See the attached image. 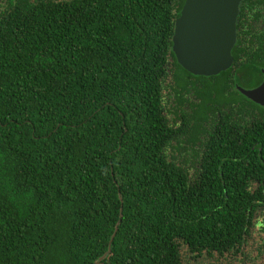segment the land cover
<instances>
[{"label": "trees", "instance_id": "1", "mask_svg": "<svg viewBox=\"0 0 264 264\" xmlns=\"http://www.w3.org/2000/svg\"><path fill=\"white\" fill-rule=\"evenodd\" d=\"M183 3L0 0V264H264V0L209 77Z\"/></svg>", "mask_w": 264, "mask_h": 264}, {"label": "water", "instance_id": "2", "mask_svg": "<svg viewBox=\"0 0 264 264\" xmlns=\"http://www.w3.org/2000/svg\"><path fill=\"white\" fill-rule=\"evenodd\" d=\"M241 0H185L175 19L172 51L178 64L196 76H215L233 63L236 18ZM263 80L253 89L237 86L241 94L264 107ZM115 233L111 237V241Z\"/></svg>", "mask_w": 264, "mask_h": 264}, {"label": "flooded vegetation", "instance_id": "3", "mask_svg": "<svg viewBox=\"0 0 264 264\" xmlns=\"http://www.w3.org/2000/svg\"><path fill=\"white\" fill-rule=\"evenodd\" d=\"M243 0H241L240 4H239V8L241 7V3H242ZM185 2V0H184ZM184 4V3H183ZM183 6V5H182ZM248 9V8H247ZM255 10V9H254ZM254 10H246L245 13H244V16H242V18L239 20L238 17H239V11H238V15H237V18H236V24H235V27H236V41H237V33H238V25L240 24V21H243L245 25H250V27H254L256 26V21L252 20L253 16H254ZM181 11V10H180ZM244 25V26H245ZM236 43V42H235ZM235 46V44H234ZM231 55H232V52H231ZM233 57V56H232ZM230 68V67H229Z\"/></svg>", "mask_w": 264, "mask_h": 264}, {"label": "rangeland", "instance_id": "4", "mask_svg": "<svg viewBox=\"0 0 264 264\" xmlns=\"http://www.w3.org/2000/svg\"><path fill=\"white\" fill-rule=\"evenodd\" d=\"M255 236H256V240H255V242H256V241H258V236H259V235H255ZM250 245H252V243H251ZM250 247H251V246H250ZM255 248H256V246L254 245V246H253V255H252V256H254V255L256 256ZM261 261H263V259L259 260L257 263L260 264Z\"/></svg>", "mask_w": 264, "mask_h": 264}]
</instances>
